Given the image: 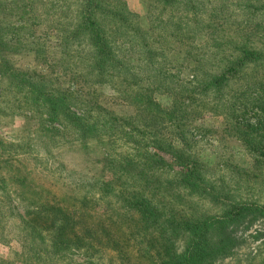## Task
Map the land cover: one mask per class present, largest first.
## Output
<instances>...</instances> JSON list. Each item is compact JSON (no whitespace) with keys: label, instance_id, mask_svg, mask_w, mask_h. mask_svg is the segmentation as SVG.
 <instances>
[{"label":"rangeland","instance_id":"374dc122","mask_svg":"<svg viewBox=\"0 0 264 264\" xmlns=\"http://www.w3.org/2000/svg\"><path fill=\"white\" fill-rule=\"evenodd\" d=\"M106 1L113 7L126 3L132 11L127 22L105 18L118 45L117 55L130 56L131 62L126 70L118 66L112 74L99 77L90 68L87 41L74 33L78 0H0V34L7 42L4 54L10 62L54 91L71 96L77 113L110 127L81 141L70 126L51 121L43 108L0 81V176L5 179H0V195L13 197L25 188L11 180L12 173H20L54 193L67 209L73 197L94 196L106 203L122 180L132 179L127 186L143 185L133 178L136 174L117 164L128 161L150 166L153 183L149 182L148 191L158 203H172L171 207L191 215H218L221 202L161 182L178 177L169 163H155L149 157L155 156L153 146L161 139L206 162L212 182L223 181L233 190L238 187L245 199L264 203L262 156L248 149L234 131L239 117L250 123L258 117L251 109L240 116L245 108L233 109L242 106L245 91L252 95L259 91L256 83L264 78V63L244 67L221 94L201 91L205 73H217L228 57L237 54L233 41L264 48V7L254 0ZM155 85L170 91L157 96L163 105H169V98L186 101L180 124L173 120L154 126L143 120L152 115L138 112L130 101L132 94ZM261 148L264 154V143ZM119 172L122 180L105 185L104 193L103 182ZM100 195L106 198L99 199ZM233 235L237 239L232 255L216 264H264V219L236 226ZM9 253L0 245L1 258H10ZM69 257L55 253L38 261L76 264ZM103 259L115 260L112 252L103 254ZM15 264L23 263L19 258Z\"/></svg>","mask_w":264,"mask_h":264},{"label":"trees","instance_id":"16d2710c","mask_svg":"<svg viewBox=\"0 0 264 264\" xmlns=\"http://www.w3.org/2000/svg\"><path fill=\"white\" fill-rule=\"evenodd\" d=\"M254 2L264 7V0ZM76 8L74 33L83 36L90 47L91 70L99 77L112 74L118 66L126 70L131 57L117 55L118 45L105 24L108 16L127 22L126 15L132 11L126 3L113 7L106 0H78ZM4 40L0 34V81L43 108L51 121L70 126L81 141L92 139L110 128L108 123L90 120L85 113L74 111L71 96L54 91L44 80L35 79L27 70L15 67L4 54L7 44ZM233 43L237 54L228 57L225 66L217 73H205L202 92L212 90L221 94L244 67L264 63V48H255L246 42ZM256 85L259 91L253 95L245 91L240 99L242 106L233 109L236 112L245 108L239 116L248 109L255 111L257 122L242 121L239 117L234 131L248 149L262 156L264 163L261 148L264 143V78ZM169 92L168 88L155 85L132 94L130 101L137 105L138 112L152 115L143 120H150L154 126L173 120L180 124L179 113H182L186 101L168 97L170 106L167 102V107L160 98L157 99V96H166L165 93ZM178 134L183 140L182 133ZM153 150L155 156H149L152 162L169 163L178 176L162 183L167 186L176 184L191 195L221 202L220 213L191 215L183 209L171 207L172 203L170 206L158 203L148 191L149 182L153 183V180L148 173L151 168L145 163L140 167L128 161L126 165L117 163L125 168L124 171L136 174L133 178L143 184H139V188L127 186L132 179L122 180L119 172L103 182V192L106 193L107 186L114 180L118 183L122 180L119 188H112V200L99 203L94 196L92 199L73 197L68 209L50 190L33 185L27 175L12 173L11 180L25 188L14 193L16 198L9 193L0 195V245H5L10 252V258L0 257V264H15L19 258L23 264H42L39 259H47L55 253L70 256V261L76 264H216L231 256L236 247L235 227L264 219V203L245 199L239 194L238 187L233 190L223 181L212 182L207 176L208 164L172 142L157 139ZM0 179L4 177L0 176ZM98 198L106 197L100 195ZM93 200L97 202L94 206L91 205ZM97 207L104 210L95 213L93 209ZM50 247L54 253L49 251ZM107 252H112L115 260L104 261L103 254Z\"/></svg>","mask_w":264,"mask_h":264}]
</instances>
